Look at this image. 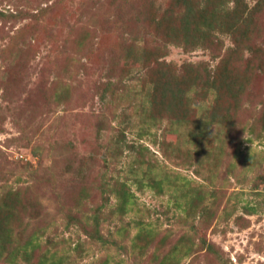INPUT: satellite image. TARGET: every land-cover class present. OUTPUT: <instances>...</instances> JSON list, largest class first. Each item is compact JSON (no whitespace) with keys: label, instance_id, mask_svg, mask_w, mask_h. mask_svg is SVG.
I'll list each match as a JSON object with an SVG mask.
<instances>
[{"label":"rangeland","instance_id":"374dc122","mask_svg":"<svg viewBox=\"0 0 264 264\" xmlns=\"http://www.w3.org/2000/svg\"><path fill=\"white\" fill-rule=\"evenodd\" d=\"M0 264H264V0H0Z\"/></svg>","mask_w":264,"mask_h":264}]
</instances>
